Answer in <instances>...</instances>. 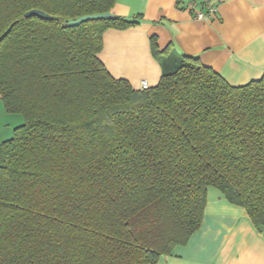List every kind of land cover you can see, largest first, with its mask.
<instances>
[{"label":"trees","instance_id":"obj_1","mask_svg":"<svg viewBox=\"0 0 264 264\" xmlns=\"http://www.w3.org/2000/svg\"><path fill=\"white\" fill-rule=\"evenodd\" d=\"M116 2L0 0V94L23 119L0 144V264H158L210 188L264 230V76L231 86L153 36L160 83L135 89L99 54L141 15L68 26Z\"/></svg>","mask_w":264,"mask_h":264},{"label":"crops","instance_id":"obj_2","mask_svg":"<svg viewBox=\"0 0 264 264\" xmlns=\"http://www.w3.org/2000/svg\"><path fill=\"white\" fill-rule=\"evenodd\" d=\"M193 0H117L111 13L139 25L108 29L99 59L116 79L140 90L145 81L156 87L162 77L152 54L151 38L160 49L199 59L231 86H245L264 76V0H211L217 8L208 19L196 18ZM23 124L20 115L6 111L0 94V144ZM217 190V189H216ZM158 264H264V230L248 212L228 202L219 191L208 190L202 225L188 243Z\"/></svg>","mask_w":264,"mask_h":264},{"label":"water","instance_id":"obj_3","mask_svg":"<svg viewBox=\"0 0 264 264\" xmlns=\"http://www.w3.org/2000/svg\"><path fill=\"white\" fill-rule=\"evenodd\" d=\"M26 17L30 18V17H39L41 19L44 20H52L53 17L48 15L47 13H44L40 10H32L29 11L28 13H26ZM116 16H114L112 13H102V14H94V15H86V16H82L79 17L76 20H71L68 23L69 27H78L83 23L89 22V21H99V20H112L114 19Z\"/></svg>","mask_w":264,"mask_h":264},{"label":"built area","instance_id":"obj_4","mask_svg":"<svg viewBox=\"0 0 264 264\" xmlns=\"http://www.w3.org/2000/svg\"><path fill=\"white\" fill-rule=\"evenodd\" d=\"M191 9H201L196 13V18L205 20L216 13L217 8L212 4L211 0H193L190 3ZM148 85L145 81L141 84V89H147Z\"/></svg>","mask_w":264,"mask_h":264},{"label":"rangeland","instance_id":"obj_5","mask_svg":"<svg viewBox=\"0 0 264 264\" xmlns=\"http://www.w3.org/2000/svg\"><path fill=\"white\" fill-rule=\"evenodd\" d=\"M12 136H13V134H12V135H10V137H9V138H11ZM213 189H215V188H213ZM215 191H218V190H216V189H215Z\"/></svg>","mask_w":264,"mask_h":264}]
</instances>
